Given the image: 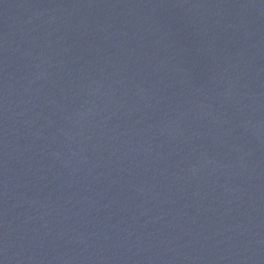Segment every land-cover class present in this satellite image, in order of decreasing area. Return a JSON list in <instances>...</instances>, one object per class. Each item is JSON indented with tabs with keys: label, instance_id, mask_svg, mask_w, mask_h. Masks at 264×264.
<instances>
[{
	"label": "water",
	"instance_id": "1",
	"mask_svg": "<svg viewBox=\"0 0 264 264\" xmlns=\"http://www.w3.org/2000/svg\"><path fill=\"white\" fill-rule=\"evenodd\" d=\"M0 264H264V0H0Z\"/></svg>",
	"mask_w": 264,
	"mask_h": 264
}]
</instances>
